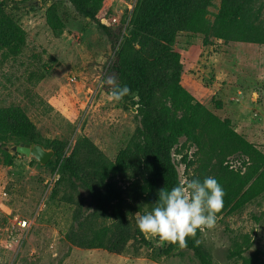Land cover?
I'll use <instances>...</instances> for the list:
<instances>
[{
	"label": "rangeland",
	"instance_id": "1",
	"mask_svg": "<svg viewBox=\"0 0 264 264\" xmlns=\"http://www.w3.org/2000/svg\"><path fill=\"white\" fill-rule=\"evenodd\" d=\"M137 1L118 0L109 11L126 21ZM205 1L211 20L228 2L246 22H264V0ZM53 4L66 22L61 33L51 30L46 21ZM25 5L7 9L22 26L26 40L18 48H0V107H22L36 126L35 141L53 157L45 164L19 152L20 145H0L14 156L8 165L0 154V188L7 193L0 195V264H202L192 250L179 248L165 256L169 244L145 233L147 245L132 241L122 253L78 244L86 231L80 223L89 216L96 217L100 226L107 220L91 198L93 183L86 181L84 188L77 181L73 189L67 180L63 162L79 140L90 139L110 160L126 163L124 173L115 178V188L136 209L142 208L139 214L150 211L147 201L157 194L150 182L154 171L140 137L137 99L114 102L103 83L115 55L104 28L80 15L67 0H33ZM175 50L183 64L182 85L194 95L192 82L210 87L215 96L210 94L204 102L192 95L230 120L235 131L264 154V44L181 32ZM241 87L258 93L250 89L235 97ZM226 88L233 99L224 97ZM52 147H58L61 157H55ZM171 159L179 183L212 176L240 192L230 206L223 203L216 227L198 239L211 264H264V166L225 147L201 151L186 138L171 150ZM102 187L98 190L104 191ZM65 194L83 201L84 220H75L77 207L64 200ZM243 195L244 204L232 210ZM15 216L27 219L28 227L17 226Z\"/></svg>",
	"mask_w": 264,
	"mask_h": 264
},
{
	"label": "trees",
	"instance_id": "2",
	"mask_svg": "<svg viewBox=\"0 0 264 264\" xmlns=\"http://www.w3.org/2000/svg\"><path fill=\"white\" fill-rule=\"evenodd\" d=\"M32 1L0 0V48L9 50L24 45L26 33L7 9ZM48 1L41 0L43 3ZM67 1L80 15L96 20L107 33L115 51L108 74L115 75L121 85L126 84L131 89V93L120 102L126 104L131 98L137 99L134 102L142 118L140 137L148 149H145L146 155L151 158L148 163L154 171V178L150 181L153 193L157 191L147 201L150 210L160 189H170L179 183L172 165L171 150L182 138L201 151L211 153L225 147L264 166V154L236 132L230 120L220 118L198 102L182 85L183 64L181 55L175 50L176 37L181 32L211 33L219 39L264 44V22H246L235 15L236 9L228 2L222 3L219 13L211 20L205 0H138L131 13L127 33L123 35L122 26L109 28L101 24L98 14L104 0ZM46 21L54 32L61 33L66 28L56 4L47 9ZM36 132V126L22 107H0L2 147L39 144L35 141ZM52 148L55 157L59 158L58 147ZM0 154L6 164L13 163L11 153L0 149ZM125 165L120 160L113 162L107 158L87 138L79 140L63 162L73 189H77V181L82 182L84 188L88 186L86 181L93 183L95 187L89 188L91 198L98 204L100 216L107 217L102 226L95 222L94 216L84 220L83 201L72 194H65L64 200L77 207L75 220H84L80 223L81 229L86 230L78 242L81 247L122 253L132 241L148 244L133 220L134 214L141 212L142 208L136 209L115 188V178L124 173ZM101 187L104 191L98 190ZM222 187L226 193L225 206H230L240 192ZM243 198L244 195L232 210L244 204ZM200 235L198 232L197 240ZM177 249L178 246L169 244L163 254L171 256ZM184 249L192 250L202 264H211L208 255L192 238L188 239V246Z\"/></svg>",
	"mask_w": 264,
	"mask_h": 264
},
{
	"label": "clouds",
	"instance_id": "3",
	"mask_svg": "<svg viewBox=\"0 0 264 264\" xmlns=\"http://www.w3.org/2000/svg\"><path fill=\"white\" fill-rule=\"evenodd\" d=\"M103 83L108 88L109 99L114 102H120L131 93V89L126 84L121 85L115 75L107 77ZM225 194L222 185L212 176L202 180L186 179L170 189L164 187L159 190L150 211L137 212V227L142 233L181 249L188 246L189 238L199 244L197 233L216 227Z\"/></svg>",
	"mask_w": 264,
	"mask_h": 264
},
{
	"label": "built area",
	"instance_id": "4",
	"mask_svg": "<svg viewBox=\"0 0 264 264\" xmlns=\"http://www.w3.org/2000/svg\"><path fill=\"white\" fill-rule=\"evenodd\" d=\"M117 1L118 0H104L103 7L101 11L99 12L98 17H99L101 24L109 28L122 26L123 35H124L127 33L130 17L127 18L126 21H123V19H121L120 17L116 16L111 11H109V8H111L114 5V3H116ZM72 79H76V78H72ZM0 195L3 197H6L7 193L2 188H0ZM14 223L20 228H27L29 225L27 219L23 217H18V216L14 217Z\"/></svg>",
	"mask_w": 264,
	"mask_h": 264
},
{
	"label": "crops",
	"instance_id": "5",
	"mask_svg": "<svg viewBox=\"0 0 264 264\" xmlns=\"http://www.w3.org/2000/svg\"><path fill=\"white\" fill-rule=\"evenodd\" d=\"M198 82V81H197ZM192 82V85H193V88L195 89V97L199 100V101H201V102H204V100H207V98H209V96H210V94H212V96L214 97L215 95H214V93H212L211 91H210V87H207V88H204L202 85H201V83L200 82ZM243 85H247V84H244V83H242ZM216 85L217 86H219L220 85V83H219V81L217 80L216 81ZM212 89V88H211ZM252 90L253 92L252 93H258L256 90H254V89H252V88H246V90H243L242 89V87L241 88H237V92L234 94L235 95V97H237L238 95H242V94H244V93H247V92H249V90ZM211 92V93H210ZM224 92V93H223ZM223 94H225L224 95V97L225 96H227V95H229L230 96V98L231 99H233L234 97L230 94V93H232L229 89H224L223 90ZM210 102V101H209ZM208 102V103H209ZM245 124H246V122H245ZM248 124V123H247Z\"/></svg>",
	"mask_w": 264,
	"mask_h": 264
},
{
	"label": "water",
	"instance_id": "6",
	"mask_svg": "<svg viewBox=\"0 0 264 264\" xmlns=\"http://www.w3.org/2000/svg\"><path fill=\"white\" fill-rule=\"evenodd\" d=\"M17 150L21 153L34 155L39 161L45 164L48 163L53 157L52 152H48L43 148L42 145L39 144L35 146H31L30 144H22L17 148Z\"/></svg>",
	"mask_w": 264,
	"mask_h": 264
}]
</instances>
